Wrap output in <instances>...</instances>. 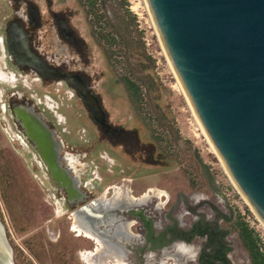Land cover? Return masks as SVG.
Returning a JSON list of instances; mask_svg holds the SVG:
<instances>
[{"label":"flooded vegetation","instance_id":"flooded-vegetation-1","mask_svg":"<svg viewBox=\"0 0 264 264\" xmlns=\"http://www.w3.org/2000/svg\"><path fill=\"white\" fill-rule=\"evenodd\" d=\"M53 3L0 0V138L6 142L0 150L19 159L25 177L56 216L69 213L100 241L99 249L123 264H172L173 250L179 254L176 248L194 238L204 241L194 264H210L209 258L201 257L208 251V234H197L204 224L216 234L214 247L223 246L222 264H230L225 235L220 240L214 225L202 219L187 226L177 222L166 193L161 199L155 190L148 191L155 187L145 186L137 195L127 188L118 197L113 192L106 196L115 186L105 182L106 176L117 175L122 184L131 181L122 167L116 168L119 159L121 165L132 159L144 168L163 160L153 149L144 151L148 141L131 129L133 123L112 120L88 44L77 34L71 12ZM76 82L97 100L101 123L88 112ZM102 144L104 150L99 148ZM106 147L113 149L110 156ZM119 152L125 157H118ZM102 170L104 179L98 175ZM101 191L104 197L98 196ZM69 230L89 241L84 251L98 256L94 239ZM84 251L79 253L81 260Z\"/></svg>","mask_w":264,"mask_h":264},{"label":"rangeland","instance_id":"rangeland-1","mask_svg":"<svg viewBox=\"0 0 264 264\" xmlns=\"http://www.w3.org/2000/svg\"><path fill=\"white\" fill-rule=\"evenodd\" d=\"M51 1L59 9L74 10L72 0ZM127 3V8L135 17V21L128 22V25L124 24L122 19L123 7H107V11L115 30L128 42L135 56L122 54V41L113 46L114 52L120 51L113 55L120 56L112 62L113 66H110L89 41L88 48L96 60L95 67L99 78L96 81L102 92L104 106L112 120L125 121V124L130 126L133 123L134 128L131 129L139 133L142 141L154 142L153 151L161 156L163 161L155 167L144 168L132 162V159L121 165L119 159L115 163L116 168L122 167L121 172L131 178V181L122 184L117 175L106 176L105 182L115 185L106 196L109 197L113 192V195L118 197L128 191L127 188L132 190L130 194L137 195L145 186L155 187L148 191L155 190L156 193L159 191L162 195L167 194V205H172V214L177 222L187 226L196 219H202L226 230L223 242L229 249L227 257L230 264H249L233 229L234 223L238 220L246 222L248 227L254 230L262 250L264 226L230 180L196 123L165 60L143 0H127ZM71 21L78 35L87 36V29L82 27L78 16H72ZM105 30L108 31L109 28L106 27ZM139 41L143 43L142 48ZM139 49L153 60L152 65L144 63L146 69L142 68V60L135 54ZM125 72L143 82L151 79V85L144 88L143 99L138 106L129 101L121 84L116 81L117 75ZM173 129L177 130L179 138L173 139ZM154 135L161 138L159 143L153 138ZM0 147H6V142L1 138ZM99 148L105 149L103 144ZM194 148L202 161L208 164L219 188L217 193L207 186L193 158ZM106 150L109 155L113 149L106 147ZM0 152V226L13 263L84 264L83 256L81 255V258L84 263L79 253L89 249V241L74 236L69 230V227L73 230V225L79 223L72 221L74 217L69 213L59 212L61 214L56 216L51 206L42 200L40 190L33 187L25 177L19 159L12 152ZM116 154L120 158L124 155L122 152ZM104 174L106 172L103 170L98 172L103 179ZM98 196L104 197L105 192L101 191ZM203 243L202 238H194L186 245H180L188 248L190 253L180 251L178 246L176 249L180 251L179 254L174 250L171 254L172 264H194L193 260ZM86 251L88 250L84 252Z\"/></svg>","mask_w":264,"mask_h":264},{"label":"water","instance_id":"water-1","mask_svg":"<svg viewBox=\"0 0 264 264\" xmlns=\"http://www.w3.org/2000/svg\"><path fill=\"white\" fill-rule=\"evenodd\" d=\"M143 3L196 123L264 226V0ZM76 85L88 112L101 123L97 100L81 82ZM193 158L209 189L217 193L218 185L196 148ZM0 234L7 245L2 230ZM7 252L0 241V264H14Z\"/></svg>","mask_w":264,"mask_h":264},{"label":"trees","instance_id":"trees-1","mask_svg":"<svg viewBox=\"0 0 264 264\" xmlns=\"http://www.w3.org/2000/svg\"><path fill=\"white\" fill-rule=\"evenodd\" d=\"M72 3V5L74 6V10H69V12H71L73 16H78L83 24L82 27L87 29V36H80L85 40L86 43L88 41L91 42V44L100 52L101 57L107 60L110 66H113L112 62L120 56L119 54H117V56L113 55L120 52L119 50L114 52L113 46L119 45V43H121L122 41L124 44L123 46H121L124 49V51H121L123 52L122 54L134 55V50L128 46V42L115 30V27L111 23L107 11V7L111 9L114 6L123 7L124 14L122 19L124 20V24L128 25V22H134L135 17L134 14H132L131 11H129V9L127 8V0H72ZM105 26L109 28L108 31L105 30ZM139 46L141 48L143 47L142 41H139ZM135 54L141 58L143 69H146L144 63H147V65L153 64V60L149 56L144 55L143 50L139 49L138 53ZM116 81L117 83L121 84L129 101L136 104L137 106L143 99L144 88L148 85H151L150 78L143 82L131 76L129 72L117 75ZM130 132L132 134V137L136 136V134H134V131ZM172 134L173 139L179 138L176 129L172 130ZM153 138L158 143L161 141V138L158 135H154ZM154 144V142H148L146 144H143L142 147L151 150L155 146ZM208 228V225L204 224V226L202 228L200 227L197 231V234L199 235H202L204 233L208 234L207 244L205 246L208 251L202 252L201 257H204L205 260L209 258L210 264L215 262V260H219L218 264H222L224 261L222 253L223 246L222 244H216L217 246L214 247L215 245L213 238L216 236V234L212 230H208ZM214 228L217 232H219V239L221 240V238L225 235L226 230L218 228L215 225ZM233 229L236 232L241 249L247 256L249 264H264V250H262L254 230L251 227H248L247 223L243 220L236 221L234 223Z\"/></svg>","mask_w":264,"mask_h":264},{"label":"bare ground","instance_id":"bare-ground-1","mask_svg":"<svg viewBox=\"0 0 264 264\" xmlns=\"http://www.w3.org/2000/svg\"><path fill=\"white\" fill-rule=\"evenodd\" d=\"M156 194L158 196H161L162 192L158 191ZM81 228H82L81 226L74 224L72 229L75 230L78 233V235L80 233H82L85 236H87L89 239H94L97 243L96 245H98L96 248V251H95V252H97L96 254H98L97 257L94 258L93 252H90V251H86L82 254L85 264H123V262L120 259H117V257H115V255H112L110 252H107V251L103 252L104 250L99 249L100 247H103L102 244L100 243V241L98 239H96L94 236H92L90 233L82 232L81 230H83V229H81ZM0 231H1V227H0ZM0 237H1V234H0ZM0 241H2V244L8 250L7 253L9 254V249H8L7 245L4 244L3 240H1V238H0ZM178 249H180V251H182L184 253H187V252L190 253V250L188 248H185L184 246H180Z\"/></svg>","mask_w":264,"mask_h":264},{"label":"built area","instance_id":"built-area-1","mask_svg":"<svg viewBox=\"0 0 264 264\" xmlns=\"http://www.w3.org/2000/svg\"><path fill=\"white\" fill-rule=\"evenodd\" d=\"M262 239V238H261ZM262 243L264 244V241H262Z\"/></svg>","mask_w":264,"mask_h":264}]
</instances>
